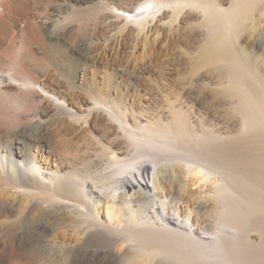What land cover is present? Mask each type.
<instances>
[{
    "label": "bare ground",
    "instance_id": "obj_1",
    "mask_svg": "<svg viewBox=\"0 0 264 264\" xmlns=\"http://www.w3.org/2000/svg\"><path fill=\"white\" fill-rule=\"evenodd\" d=\"M100 1L124 40L147 38L164 17L177 22L185 10L195 13L202 41L193 64L219 70L221 121H181L172 108L171 120L142 123L88 94L76 106L43 74L0 72V87L12 92L0 91V187L10 192L0 196L2 263L32 264L34 256L42 264H249L256 244L249 222L264 213V0ZM99 121L112 139L73 149L69 125ZM192 171L197 178L219 173L224 183L216 181L206 202H190L180 175ZM185 201L191 219L174 208ZM27 249L32 257L20 253Z\"/></svg>",
    "mask_w": 264,
    "mask_h": 264
},
{
    "label": "rangeland",
    "instance_id": "obj_2",
    "mask_svg": "<svg viewBox=\"0 0 264 264\" xmlns=\"http://www.w3.org/2000/svg\"><path fill=\"white\" fill-rule=\"evenodd\" d=\"M128 2L115 0L122 7H127ZM0 9V72L9 70L13 74L23 70L33 77L43 74L59 89L72 93L76 106L88 94L121 105L142 123L165 116L171 120L172 108L181 115V121L200 122L208 127L221 121L222 110L214 106V95L219 89L213 83L219 70L213 66L195 68L193 64V47L202 41L195 13L185 10L177 22L164 17L162 25L152 27L150 37L124 40L117 27L107 24L104 18L109 7L100 0H0ZM0 91L12 94L5 87H0ZM72 124L68 137L71 136L75 150L113 137L104 121L84 128ZM167 166L173 179L177 165ZM166 168L164 165L162 170ZM193 175V171L180 175L190 202H206L217 182L224 183L219 173L200 178ZM157 193L167 201L164 191L159 189ZM8 195L10 192L0 187V196ZM27 200L18 196L21 207L27 205ZM188 201L183 205L176 203L174 208L182 216L191 214L193 218V206ZM252 218L249 237L256 244L250 246L249 264H264V213ZM65 231L75 234L71 226ZM124 248L125 245L118 247L119 256ZM97 249L90 246L88 250ZM20 253L32 257L30 249ZM3 255L0 264H5L2 260L8 257ZM32 258V264H42Z\"/></svg>",
    "mask_w": 264,
    "mask_h": 264
}]
</instances>
